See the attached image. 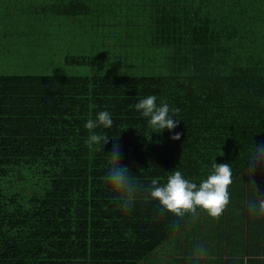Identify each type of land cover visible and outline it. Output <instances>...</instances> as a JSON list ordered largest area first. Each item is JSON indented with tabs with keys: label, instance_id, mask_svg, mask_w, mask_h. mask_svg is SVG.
Segmentation results:
<instances>
[{
	"label": "trees",
	"instance_id": "trees-1",
	"mask_svg": "<svg viewBox=\"0 0 264 264\" xmlns=\"http://www.w3.org/2000/svg\"><path fill=\"white\" fill-rule=\"evenodd\" d=\"M10 1L0 0V22ZM25 1L88 36L65 61L91 71L0 73V264H151L162 242L190 259L198 241L208 248L199 264H264V216L247 207L253 182L264 196V167L248 168L264 144V0ZM152 94L179 109L172 131L151 132L135 109ZM100 111L113 119L94 130L108 135L104 152L84 126ZM113 140L146 189L173 170L199 184L214 162L229 163L223 215L177 221L143 199L123 212L104 179Z\"/></svg>",
	"mask_w": 264,
	"mask_h": 264
},
{
	"label": "clouds",
	"instance_id": "clouds-1",
	"mask_svg": "<svg viewBox=\"0 0 264 264\" xmlns=\"http://www.w3.org/2000/svg\"><path fill=\"white\" fill-rule=\"evenodd\" d=\"M135 109L141 116L147 118L148 127L151 132L160 133L164 129L172 131L178 126V120L173 119L179 114L178 108H170L169 104L161 100L157 104L156 95H147L135 104ZM85 128L90 131V136L86 143L97 152H104V145L108 143V135L94 131L99 127L105 129L113 126L112 114L108 111H100L95 119H89L85 123ZM181 133L175 132L170 136L172 140H179ZM222 153V152H221ZM222 155V154H221ZM110 166L105 174V181L114 193L113 199L118 207L125 213L133 210L136 202L143 199L145 203L151 200L158 201V214L170 212L177 221L186 215L195 220L198 217L197 209H202L213 219H219L230 202L229 187L231 186L232 167L229 163H216L211 165L206 178L199 184L184 177L181 171L173 170L167 177L166 183L161 184L160 178H153L147 189L132 175L126 165L120 163L121 149L119 144L113 140V146L108 152ZM258 167H264V144L254 143L253 150L249 154L248 168L251 174ZM256 197L249 200L247 207L251 214L264 216V196L258 195V189L253 182ZM173 228H178L179 224L174 223ZM208 248L204 244H197L191 253L190 259L194 264L206 258Z\"/></svg>",
	"mask_w": 264,
	"mask_h": 264
},
{
	"label": "rangeland",
	"instance_id": "rangeland-1",
	"mask_svg": "<svg viewBox=\"0 0 264 264\" xmlns=\"http://www.w3.org/2000/svg\"><path fill=\"white\" fill-rule=\"evenodd\" d=\"M8 14L0 22V73H89V64H72L65 61L67 55L85 50L90 40L83 32H76L72 21L61 22L45 16L43 11H34L25 0L10 1ZM23 8V16L17 21L11 11ZM36 14L37 21L27 24L26 16ZM37 28L34 34L20 33L21 30ZM22 32V31H21ZM83 47V48H82ZM170 242V241H169ZM202 244V241H198ZM167 246V243L160 244ZM158 247L150 254L156 264H187V252L172 247L170 251ZM155 261L151 260V263Z\"/></svg>",
	"mask_w": 264,
	"mask_h": 264
},
{
	"label": "crops",
	"instance_id": "crops-1",
	"mask_svg": "<svg viewBox=\"0 0 264 264\" xmlns=\"http://www.w3.org/2000/svg\"><path fill=\"white\" fill-rule=\"evenodd\" d=\"M202 223V220L201 221H197L196 220V222H195V225L196 224H201ZM198 232V229L196 230V233ZM189 242V241H188ZM187 246L189 247V243H187ZM187 264H194V262L191 260V259H189V258H187ZM151 264H156V260H155V262H153V263H151Z\"/></svg>",
	"mask_w": 264,
	"mask_h": 264
}]
</instances>
